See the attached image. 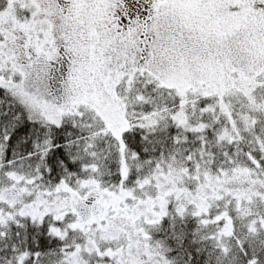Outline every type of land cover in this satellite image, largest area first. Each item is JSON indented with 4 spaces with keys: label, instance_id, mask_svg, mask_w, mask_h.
<instances>
[{
    "label": "snow or ice",
    "instance_id": "6c2138e0",
    "mask_svg": "<svg viewBox=\"0 0 264 264\" xmlns=\"http://www.w3.org/2000/svg\"><path fill=\"white\" fill-rule=\"evenodd\" d=\"M0 264H264V0H0Z\"/></svg>",
    "mask_w": 264,
    "mask_h": 264
}]
</instances>
